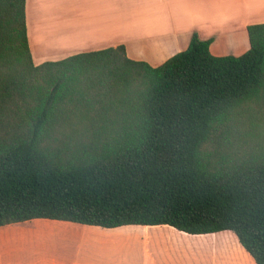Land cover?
I'll return each instance as SVG.
<instances>
[{
    "label": "trees",
    "instance_id": "16d2710c",
    "mask_svg": "<svg viewBox=\"0 0 264 264\" xmlns=\"http://www.w3.org/2000/svg\"><path fill=\"white\" fill-rule=\"evenodd\" d=\"M26 1L0 0V228L231 231L264 264V23L241 56L194 33L158 67L124 45L36 65Z\"/></svg>",
    "mask_w": 264,
    "mask_h": 264
},
{
    "label": "crops",
    "instance_id": "0c3cea01",
    "mask_svg": "<svg viewBox=\"0 0 264 264\" xmlns=\"http://www.w3.org/2000/svg\"><path fill=\"white\" fill-rule=\"evenodd\" d=\"M26 19L36 65L124 45L129 58L158 67L186 50L194 33L212 41L215 56L243 55L250 49L248 27L264 23V0H27ZM120 228L139 234L143 264H256L231 231L193 235L169 225L108 230ZM0 264L94 263L48 257Z\"/></svg>",
    "mask_w": 264,
    "mask_h": 264
},
{
    "label": "rangeland",
    "instance_id": "374dc122",
    "mask_svg": "<svg viewBox=\"0 0 264 264\" xmlns=\"http://www.w3.org/2000/svg\"><path fill=\"white\" fill-rule=\"evenodd\" d=\"M138 235L123 228L32 220L0 228V259L65 257L94 264H143L145 249Z\"/></svg>",
    "mask_w": 264,
    "mask_h": 264
}]
</instances>
